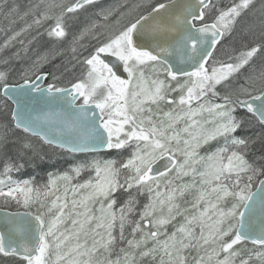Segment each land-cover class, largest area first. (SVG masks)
Instances as JSON below:
<instances>
[{"label": "snow or ice", "instance_id": "obj_1", "mask_svg": "<svg viewBox=\"0 0 264 264\" xmlns=\"http://www.w3.org/2000/svg\"><path fill=\"white\" fill-rule=\"evenodd\" d=\"M0 17V257L264 264V0H0ZM53 156L63 171L16 178Z\"/></svg>", "mask_w": 264, "mask_h": 264}, {"label": "rangeland", "instance_id": "obj_2", "mask_svg": "<svg viewBox=\"0 0 264 264\" xmlns=\"http://www.w3.org/2000/svg\"><path fill=\"white\" fill-rule=\"evenodd\" d=\"M16 2L19 3V4H21V6L23 7L24 5H26L27 3H29V0H16ZM259 3H260V0H257V6H259ZM81 21H83V20L81 19ZM7 24H8V21L3 20V18L0 17V25H3V26L6 27ZM15 27H19V24H17ZM0 35H2V34H0ZM84 42H86V40ZM17 47H19V46H17ZM32 48L33 49H38L39 51H43L44 50L43 45H41V44H39V45L38 44H34V45H32ZM7 54L8 53H5V55H7ZM35 55H36V52L35 51L29 52V57L34 58ZM71 55H72V53L70 54V56L67 55V58L64 59L69 68H71L72 63H74V61H72V56ZM54 63H58V60L55 61ZM24 65L25 66L27 65V61H25ZM45 69H49L50 70L51 69V66H46ZM77 71H78V68H77ZM0 119H5L4 116H3V114H2V112H0ZM208 150H210V148H205L202 151H208ZM68 162L69 161L63 162V160H62L63 165H61L60 167H57V168H54V169H48L46 171H42V172H39V173L36 172V171H34V170H31V171L26 170V171L27 172H30V174H32V175H35L37 177L38 182H43L44 180H46V172L47 171H55V170H61V171H63L67 167ZM25 172H23L21 174H18L16 176V178H27V176L29 174L28 175H25L24 174ZM86 176H87V173H84L83 174V177H86ZM0 259H2V257H0ZM2 260L3 261H0V264H6V262H9V263L11 262V264H15V261L11 260L10 258H3Z\"/></svg>", "mask_w": 264, "mask_h": 264}, {"label": "trees", "instance_id": "obj_3", "mask_svg": "<svg viewBox=\"0 0 264 264\" xmlns=\"http://www.w3.org/2000/svg\"><path fill=\"white\" fill-rule=\"evenodd\" d=\"M44 40H46V37L45 38H41V45H43V41ZM70 54H71L70 51H66L65 54H64V57H62L61 59H66L67 58V55L70 56ZM23 63H25V61ZM59 63H60V60L58 59V63L57 64H59ZM20 67H21V64L17 63L16 64V68L19 69ZM61 70H63V67L61 68ZM47 71H49V69H47ZM259 131H260V126L257 124L254 127H252L248 131L247 134L251 135L252 133H258ZM33 142L35 143L36 141H33ZM215 146H216L215 144H212V145L209 146V148H213ZM45 151H48L47 147H45ZM62 160H63V162H65V161H69L70 158L67 157V156H53V158H52V160L50 162L41 164L39 167H37L35 169L29 167L27 170L28 171L34 170V171H36V172L39 173V172H42V171H46L48 169H54V168H57V167H60L61 165H63ZM24 174L25 175H28V174H30V172H27L26 171ZM2 259H0V261H3ZM6 264H11V262L10 263L9 262H6Z\"/></svg>", "mask_w": 264, "mask_h": 264}, {"label": "flooded vegetation", "instance_id": "obj_4", "mask_svg": "<svg viewBox=\"0 0 264 264\" xmlns=\"http://www.w3.org/2000/svg\"><path fill=\"white\" fill-rule=\"evenodd\" d=\"M104 5H115L118 4L120 2V0H102ZM81 19L83 20V17H81ZM89 43H94V41H89L86 39L85 44H89Z\"/></svg>", "mask_w": 264, "mask_h": 264}, {"label": "bare ground", "instance_id": "obj_5", "mask_svg": "<svg viewBox=\"0 0 264 264\" xmlns=\"http://www.w3.org/2000/svg\"><path fill=\"white\" fill-rule=\"evenodd\" d=\"M44 70H46V71H47V69H44Z\"/></svg>", "mask_w": 264, "mask_h": 264}]
</instances>
